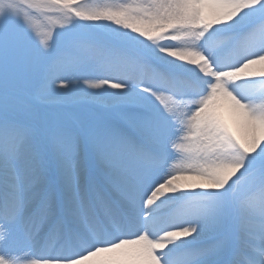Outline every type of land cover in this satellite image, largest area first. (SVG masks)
Here are the masks:
<instances>
[{
	"label": "snow or ice",
	"instance_id": "6c2138e0",
	"mask_svg": "<svg viewBox=\"0 0 264 264\" xmlns=\"http://www.w3.org/2000/svg\"><path fill=\"white\" fill-rule=\"evenodd\" d=\"M0 264H264V0H0Z\"/></svg>",
	"mask_w": 264,
	"mask_h": 264
}]
</instances>
